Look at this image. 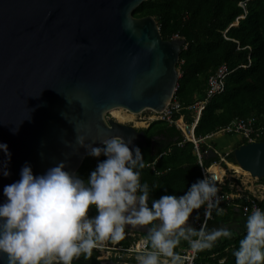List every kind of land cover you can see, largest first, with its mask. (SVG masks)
Listing matches in <instances>:
<instances>
[{
	"label": "water",
	"instance_id": "95a60500",
	"mask_svg": "<svg viewBox=\"0 0 264 264\" xmlns=\"http://www.w3.org/2000/svg\"><path fill=\"white\" fill-rule=\"evenodd\" d=\"M144 1L0 0V143L11 153L10 175L0 174V203L26 162L34 176L60 161L76 173L87 156L77 137L94 147L109 136L131 141L130 150L148 145L143 129L108 113L163 112L178 87L186 40L164 39L153 15L135 16ZM218 155L210 148L205 158ZM230 156L233 165L264 177V141L244 143ZM125 229L147 233L148 226Z\"/></svg>",
	"mask_w": 264,
	"mask_h": 264
},
{
	"label": "clouds",
	"instance_id": "9594fccd",
	"mask_svg": "<svg viewBox=\"0 0 264 264\" xmlns=\"http://www.w3.org/2000/svg\"><path fill=\"white\" fill-rule=\"evenodd\" d=\"M15 134L18 127L11 128ZM79 146L98 161L87 179L65 170V161L33 174L27 162L20 179L3 187L6 200L0 203V254L6 264H73L82 255L87 259L93 248L125 238L126 226H148V248L140 251L136 264H184L185 257L175 251L186 241L193 252L214 247L221 238H231L228 228L196 229L189 223L194 210L203 206L205 217L217 214L221 197L215 177L205 176L192 183L182 195L165 194L152 199L158 185L141 181L144 159L139 147L121 136H109L102 146ZM5 159L0 174L8 177L11 153L0 143ZM42 155V154H41ZM257 153L256 163H260ZM95 215H90V209ZM199 220V212L193 217ZM235 264H264V209L253 207L245 220V234L234 250Z\"/></svg>",
	"mask_w": 264,
	"mask_h": 264
},
{
	"label": "trees",
	"instance_id": "16d2710c",
	"mask_svg": "<svg viewBox=\"0 0 264 264\" xmlns=\"http://www.w3.org/2000/svg\"><path fill=\"white\" fill-rule=\"evenodd\" d=\"M242 1L246 3V9L240 4ZM134 15H153L164 39L180 36L186 40L178 63L181 75L174 95V100L182 106L181 110L174 113L173 122L155 119L148 127L139 128L145 131L148 142L147 146H138L145 163L141 181L150 187L158 185L150 193V205L152 199L165 194L182 195L197 179L204 178L202 166H211L223 157L235 163L230 154L205 158L210 148L219 151L214 139L208 135L238 117L254 116L257 126H264V0H146L135 9ZM224 62L232 70L225 90L209 101L194 127L195 137L199 140L205 138L199 141V150L204 153L201 164L195 143L183 134L175 121L183 115L186 123L194 122L196 112L189 106L206 98L208 78ZM241 137L234 149L248 142ZM256 139L264 141V132ZM104 159L103 155L98 158L87 155L76 173L87 179L98 161ZM233 179H226L222 191L235 192V185L231 186ZM260 181L264 182V177ZM244 194L229 205L219 203L223 211L217 214L214 209V218H226L247 196L264 208V198H256L249 190ZM197 211L200 218L204 213L203 206L195 210V215ZM93 213L94 208L89 214ZM125 232L138 233L128 229ZM141 235L147 237V233ZM243 235L224 238L213 248L199 251L195 264H235L233 252ZM131 239L125 235L120 244L127 246ZM185 246L188 243L181 241L175 251L179 252ZM220 259H223L222 263ZM129 263L136 264V260L129 259ZM73 264H102V260L98 258V251L93 249L87 259L82 255Z\"/></svg>",
	"mask_w": 264,
	"mask_h": 264
},
{
	"label": "built area",
	"instance_id": "2783aa9c",
	"mask_svg": "<svg viewBox=\"0 0 264 264\" xmlns=\"http://www.w3.org/2000/svg\"><path fill=\"white\" fill-rule=\"evenodd\" d=\"M240 4L246 9V3L245 2L242 1ZM241 17H244V15H242ZM231 72H232V70L229 68L227 63L224 62V63L220 64L216 68V70L208 78L206 98L202 101H196L195 104L189 106V108L195 110L196 115H195V120L191 125V127H192L190 130L191 136L187 137V138L195 143V147L197 149V156H198L199 162L201 164H203L204 153H202L199 150V141H203L205 138H202L200 140L197 139L193 133V130H194V127H195L196 123L198 122L200 115H201V112L205 108V106L209 103V101L213 97H215L219 93H222L225 90L226 80H227L228 75ZM181 108H182L181 104L177 100H174V97H173L171 103L165 108V110L163 112L159 113L160 116L157 117L156 119H164V120L173 122L174 113L180 111ZM180 120L185 125V127L189 128V125L185 123L183 115L181 116ZM256 121H257V119L254 116L247 117V118L238 117V118L234 119L231 123H229L228 125L223 127L222 129H220L219 131H217L213 134H210L207 137H212L213 135L218 134V133H224V134L235 133V134H239V135L243 136L244 138H246L248 140V142L258 141L256 138L260 133L264 132V126H257ZM175 123L177 124L178 127L182 128L178 119L175 121ZM182 129H184V128H182ZM217 163L218 162H215L211 166H208V167L202 166L203 177H205L207 175V176L216 178L215 182L217 183V187L219 189L218 195L221 197L220 203L222 205H225V204L229 205L233 199H235L237 197H243L245 194H244L243 190H240V189L237 190L240 193H228V192L222 191V186L225 184L226 179H230L231 177H228L226 171H225L224 175H221L218 171L212 170V167H214V166H219V167L223 168L222 166H220ZM151 165L154 166L155 161ZM249 178L250 179H248V181L253 180L252 181L253 184H255V182H258V181L260 182V179L252 176L250 173H249ZM255 185H257V184H255ZM258 185L260 186V187H258V189H260V190L256 191L254 195L256 196V198L262 199V198H264V182H262ZM231 186H234V184H231ZM234 187L237 188L236 185ZM239 207H241L242 214L245 217H247V215L251 212L253 207H259L261 209H264L256 200L251 199L249 196H247L244 199V202L242 204H240ZM213 212H214V209L212 210V214L210 217H205V215L203 213V215L199 218V220H195V222H194L195 228L199 229L201 227V224H205L207 229H208V226L214 217ZM136 235H139V238ZM128 236L129 237L131 236L132 239H134L135 241L131 242V245L130 246L127 245V247L121 245L120 250L126 252L125 257H128L130 259H135L136 255L140 251H142L143 249H146L150 246L147 243L146 236H142L141 233H137V234L136 233H130ZM179 253L182 257H185L184 264H195V260L197 259L199 252H193L188 245L187 247L181 249L179 251ZM122 258H123L122 256L116 254L115 261L122 262L121 261ZM219 262L222 263L223 259H220ZM128 264H130V263H128Z\"/></svg>",
	"mask_w": 264,
	"mask_h": 264
},
{
	"label": "rangeland",
	"instance_id": "374dc122",
	"mask_svg": "<svg viewBox=\"0 0 264 264\" xmlns=\"http://www.w3.org/2000/svg\"><path fill=\"white\" fill-rule=\"evenodd\" d=\"M108 115L109 116H113L112 113H108ZM159 116H160L159 113H156L153 110L147 109L143 113L135 114V119L134 120H132V121H122V122L126 123V124H129V125H132V126H135L138 129L139 128H146V127L149 126L151 121L155 120ZM180 119H181V117H180ZM180 119H178L179 122H180ZM137 121H138V123H137ZM186 124H188V123H186ZM188 125H189V128L186 127V129H182V128L179 127L186 137H190L191 136L190 130L192 128L191 127L192 124H188ZM232 151L233 150L227 152L226 155H229ZM222 155L223 154H221V156ZM217 164H219L220 166L223 167L224 173L226 171L228 177H233L234 178L233 180L235 182L239 181V183L242 185V187L245 188V189H243L241 187L242 190H246V191H248V189L250 191L253 190L254 187L251 185V182L253 180L252 181H248L247 179H250L251 177L249 178V177L246 176V175H249V173H247L246 171L241 169L239 166L233 165L234 163L229 161V160H227L225 157H223L221 159V161H219ZM224 173L221 174V175H224ZM231 175H233V176H231ZM260 183H262V182L261 181L260 182L259 181L255 182V184H260ZM258 187H260V186L259 185L256 186L255 189H258ZM90 215H95V213L90 214ZM125 233H126L127 236L130 234L128 232H125ZM136 236L139 238V235H136ZM133 241H135V240L131 239L129 244H128V246H130L131 242H133ZM125 247H127V246H125ZM120 248H121L120 241L117 242L116 244H112V243H109V241H106L100 247L93 248V249H96L98 251V258L101 259V260H115V257H116V254H117V255H120V256L123 257L121 259L122 262H124V263L128 262L129 263V259L130 258L125 257L126 256V252L120 250Z\"/></svg>",
	"mask_w": 264,
	"mask_h": 264
},
{
	"label": "crops",
	"instance_id": "0c3cea01",
	"mask_svg": "<svg viewBox=\"0 0 264 264\" xmlns=\"http://www.w3.org/2000/svg\"><path fill=\"white\" fill-rule=\"evenodd\" d=\"M223 134L224 133L215 134L212 136V138L214 139L215 143L218 146V149H219L218 152L220 154H227V152L234 149V146L236 145L237 142H239L242 139V137L240 135L230 136V135H223ZM214 167H219V166H214ZM223 173H221V174H223ZM231 176H233V175H231ZM232 184L237 186V188H235L234 193H240L237 190H239V189L242 190V188H243L242 185L238 181L237 182L233 181ZM251 185L254 187L253 190L251 191L253 194H255L256 191L260 190V189H255V187L258 186V184L255 185L251 182ZM243 189H245V188H243ZM243 192L245 193L246 190H243ZM194 216H195V210H194L192 216L189 217V223H191L193 227H195V223H194V219H193ZM245 220H246V217L242 214L241 209L239 208V205H237L235 207L234 211L230 212L229 216H227L226 218H222V217L221 218L220 217L214 218L213 217V219L211 220V222L208 226V230H211L213 228L225 227V228H228L232 231V236H235V237L240 236V235H243L245 233ZM223 239L224 238H221L216 243L221 242ZM185 247H187V246H185ZM185 247H181V249H183Z\"/></svg>",
	"mask_w": 264,
	"mask_h": 264
},
{
	"label": "bare ground",
	"instance_id": "6f19581e",
	"mask_svg": "<svg viewBox=\"0 0 264 264\" xmlns=\"http://www.w3.org/2000/svg\"><path fill=\"white\" fill-rule=\"evenodd\" d=\"M112 115L116 117L118 120L122 121H132L135 119V114L132 112H128L126 110H123L121 108L112 110ZM138 123V121H137ZM180 125L182 128L186 129L185 125L180 120ZM240 167V166H239ZM241 168V167H240ZM242 169V168H241ZM212 170L218 171L220 174L224 172V169L221 167H212ZM245 171V170H244ZM247 172V171H246ZM248 173V172H247ZM249 177V175H247Z\"/></svg>",
	"mask_w": 264,
	"mask_h": 264
},
{
	"label": "flooded vegetation",
	"instance_id": "af4514ba",
	"mask_svg": "<svg viewBox=\"0 0 264 264\" xmlns=\"http://www.w3.org/2000/svg\"><path fill=\"white\" fill-rule=\"evenodd\" d=\"M154 142H156V141H154ZM155 144V143H154ZM155 146L153 145V148H154ZM154 151V150H153Z\"/></svg>",
	"mask_w": 264,
	"mask_h": 264
}]
</instances>
